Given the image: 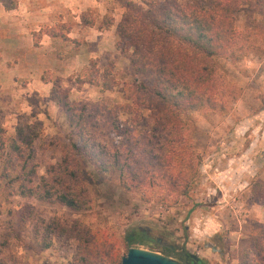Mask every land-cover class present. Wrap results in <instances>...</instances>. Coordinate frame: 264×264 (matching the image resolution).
Here are the masks:
<instances>
[{"label": "rangeland", "instance_id": "374dc122", "mask_svg": "<svg viewBox=\"0 0 264 264\" xmlns=\"http://www.w3.org/2000/svg\"><path fill=\"white\" fill-rule=\"evenodd\" d=\"M123 1L106 0L103 12L99 8H89L79 14V20L82 22L83 16L86 22H94L100 28L117 26L125 11ZM134 1L144 4L152 0ZM258 8L262 13L238 14L239 29L258 31L248 46L243 48L240 42L232 57H217L222 80L217 107L194 108L186 113L182 130L189 148L186 162L195 164L197 171L184 194L172 193L169 190L172 185L167 184L168 179L162 174L154 175L151 184L147 179L142 184L125 186L116 173L114 176L99 168L107 164L99 153L96 157L83 155L81 158L86 180L83 187L93 200L94 208L77 213L63 205L56 197V174L49 169L64 158L72 157L69 147L80 136L61 109L50 112L47 107H40L35 99L32 102L36 107L32 108L16 103V97L2 93L0 82V264H100L101 260L87 253L91 234L98 228L110 238L104 248L114 255L119 252L122 258L128 253V247L133 246L164 254L159 247L125 244L128 232L142 228L162 243L175 247L176 252L186 249L199 253L210 264H239V253L250 246V226L264 223V208L254 193L257 182H264V7ZM75 16L65 13V22L53 26L52 31L57 35L54 43L51 42L50 52L38 44L34 31L35 46H38L35 56L42 58L43 63L47 57L56 60L55 71L49 68L52 65L49 62L43 67V76L52 80L61 78L75 100L126 106L122 89L126 81L133 79L129 52L123 53L117 47L116 51H105L92 58L96 63H91L92 59L84 54L83 67L76 71L68 66L72 64L69 60L74 55L72 52L80 48L83 52L86 50L85 44L78 46L66 39L68 29L73 26L75 30L89 31L87 25L81 27L76 23ZM256 26L258 30H254ZM84 37L82 35L79 40L84 41ZM5 48H0V56ZM3 64L6 65V61ZM83 69L98 83L79 85L76 79ZM70 72L73 73L68 76ZM40 110L44 111L42 118L38 114ZM128 118L133 116L121 112V122ZM146 118L143 115L134 127L141 131ZM27 124L41 133L32 146L36 152L31 161L36 164L32 180L21 168L12 138ZM122 140L111 135L101 141L115 150ZM127 144L125 149L129 148ZM23 147L28 154L31 148ZM160 153L161 150L156 151L149 159L156 162L158 170L163 168L159 167ZM147 158L131 156L126 151L122 156V171L129 160L137 167L140 161L146 166ZM29 166L32 168L33 163ZM70 190L76 193L81 188ZM62 224L82 233V239L60 230Z\"/></svg>", "mask_w": 264, "mask_h": 264}, {"label": "trees", "instance_id": "16d2710c", "mask_svg": "<svg viewBox=\"0 0 264 264\" xmlns=\"http://www.w3.org/2000/svg\"><path fill=\"white\" fill-rule=\"evenodd\" d=\"M0 1L8 10L15 9L19 4V0ZM123 5L125 11L117 24V47L123 53H130L133 74V79L126 81L122 89L127 99L126 106L75 100L61 78L52 80L43 76L44 81L53 82L51 99L67 116L76 135L80 136L69 147L72 157L64 158L57 166L52 165L49 169L50 173L56 174L54 182L58 187L57 201L77 213L94 208L93 200L83 187L86 184L85 170L81 169L83 155L96 157L101 153L107 164L99 168L114 176L116 173L125 186L129 187L131 183L142 184L147 179L151 184L154 175L162 174L168 179L167 184L172 185L169 189L172 193L184 194L188 191L197 166L186 162L189 148L182 134L186 113L194 108L217 107V96L222 86L217 57H232L234 48L240 42L241 47L248 46L258 31L254 33L252 30L239 29L238 14L262 13L257 7H264V0H192L185 3L179 0H152L144 4L124 0ZM79 24L95 25L94 22H86L83 16ZM52 28H47L46 31L56 37ZM258 28L256 26L254 30ZM66 39L78 46L83 44L79 39H69L67 34ZM90 62L96 63V60L92 59ZM76 80L79 85L98 83L89 78L86 69L81 71ZM121 112H128L133 118L121 122ZM143 115L147 118L140 131L134 126L140 123ZM40 135V132L27 124L18 129L17 136L12 137L14 151H18V158L22 163L21 168L30 180L36 174V164L31 162L36 157L32 146ZM111 135L124 139L115 150L108 143H102ZM129 140L132 142L127 144ZM126 144L129 148L125 149ZM23 145L31 148L28 154ZM158 150H161V170L155 168L156 162H151L154 160H149ZM126 151L131 156H148L144 161L146 166L140 161L137 167L133 160H129L122 171V156ZM30 163L33 166L29 169ZM76 187L81 190L76 193L70 190ZM254 193L258 197L257 202L264 208V182H257ZM59 228L63 232L67 231L73 238L83 237L82 233H78L75 228L70 229L67 224H62ZM250 237L249 248L239 253V264H264V223L252 224ZM91 238L88 254L101 260L100 264L121 263L119 252L114 255L104 248L110 238L103 229L93 231ZM124 242L127 246L140 243L159 247L169 256L171 253L181 255V252H176L175 248L163 244L142 228L128 232ZM106 257H109L107 261ZM195 262L210 264L201 257Z\"/></svg>", "mask_w": 264, "mask_h": 264}, {"label": "crops", "instance_id": "0c3cea01", "mask_svg": "<svg viewBox=\"0 0 264 264\" xmlns=\"http://www.w3.org/2000/svg\"><path fill=\"white\" fill-rule=\"evenodd\" d=\"M105 2L106 0H19L15 9L8 10L0 1V48L6 47L5 50H1L0 56V79H3L0 81L3 84L2 93L13 95L16 97L14 102L22 103L28 108L36 107L32 102L35 99L39 102L40 107L44 109L47 107L50 112H60V107L51 99L53 82L43 80V67L52 62L49 68L55 71L56 60L44 57L43 63L42 58L35 56L38 54L36 52L38 46H35L34 31L37 32L38 44L43 46L42 49L50 52L51 48L49 49V47L51 42L54 43L56 37H52L46 31L47 28L64 23L65 13L69 12L76 15V23L79 24L81 23L79 20L81 13L89 8H99V11L103 12ZM87 28L89 31L83 30L82 32L75 30L72 26L66 33L71 40L80 39L82 35L85 36L82 42H84L86 50L83 52V49L80 48L79 51L72 52L74 55H71L69 59L72 64L68 66L74 67L76 71L78 67L85 65L84 54H88L87 57L92 59L105 51H116L117 49L116 25L108 28L94 25ZM5 61L6 65L3 64ZM63 69L66 72L67 69ZM72 73L70 72L68 76ZM62 76L66 77L64 73ZM43 112L38 113L41 118ZM262 221H264V215Z\"/></svg>", "mask_w": 264, "mask_h": 264}, {"label": "water", "instance_id": "95a60500", "mask_svg": "<svg viewBox=\"0 0 264 264\" xmlns=\"http://www.w3.org/2000/svg\"><path fill=\"white\" fill-rule=\"evenodd\" d=\"M120 264H185L179 260L153 250L130 247Z\"/></svg>", "mask_w": 264, "mask_h": 264}, {"label": "flooded vegetation", "instance_id": "af4514ba", "mask_svg": "<svg viewBox=\"0 0 264 264\" xmlns=\"http://www.w3.org/2000/svg\"><path fill=\"white\" fill-rule=\"evenodd\" d=\"M144 231H146V232H148L149 233V231L147 230V229H143ZM150 234V233H149ZM160 242H161V240L159 239V238H157ZM164 244V243H163ZM165 245H167V244H165ZM168 246H170L171 248H175V247H173V246H171V245H168ZM179 252H181L180 254L181 255H174V253H171V255L170 256H173V258H175V259H177V260H179L180 262H183V263H185V264H196V262H195V260L198 258V257H201V256H199V255H197V254H195V253H193V252H190V251H188V250H186L185 249V251H183V249L181 250V251H179ZM169 256V255H168ZM202 258V257H201Z\"/></svg>", "mask_w": 264, "mask_h": 264}]
</instances>
